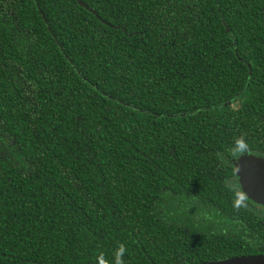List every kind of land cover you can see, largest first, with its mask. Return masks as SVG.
Here are the masks:
<instances>
[{"label": "trees", "instance_id": "16d2710c", "mask_svg": "<svg viewBox=\"0 0 264 264\" xmlns=\"http://www.w3.org/2000/svg\"><path fill=\"white\" fill-rule=\"evenodd\" d=\"M83 1L0 0V264L264 254V0Z\"/></svg>", "mask_w": 264, "mask_h": 264}, {"label": "water", "instance_id": "95a60500", "mask_svg": "<svg viewBox=\"0 0 264 264\" xmlns=\"http://www.w3.org/2000/svg\"><path fill=\"white\" fill-rule=\"evenodd\" d=\"M81 5L88 7L83 1ZM243 191L255 203L264 206V156L244 153L235 160ZM199 264H264V254H249Z\"/></svg>", "mask_w": 264, "mask_h": 264}, {"label": "flooded vegetation", "instance_id": "af4514ba", "mask_svg": "<svg viewBox=\"0 0 264 264\" xmlns=\"http://www.w3.org/2000/svg\"><path fill=\"white\" fill-rule=\"evenodd\" d=\"M259 205V204H258ZM260 206H262V205H260ZM263 208H264V206H262Z\"/></svg>", "mask_w": 264, "mask_h": 264}]
</instances>
